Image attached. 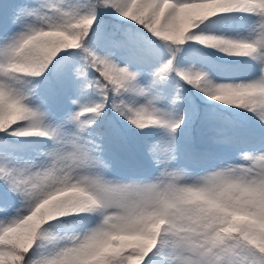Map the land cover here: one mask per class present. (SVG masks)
<instances>
[{
  "label": "snow or ice",
  "instance_id": "obj_1",
  "mask_svg": "<svg viewBox=\"0 0 264 264\" xmlns=\"http://www.w3.org/2000/svg\"><path fill=\"white\" fill-rule=\"evenodd\" d=\"M126 133L151 170L116 178ZM0 264H264V0L0 13Z\"/></svg>",
  "mask_w": 264,
  "mask_h": 264
},
{
  "label": "trees",
  "instance_id": "obj_2",
  "mask_svg": "<svg viewBox=\"0 0 264 264\" xmlns=\"http://www.w3.org/2000/svg\"><path fill=\"white\" fill-rule=\"evenodd\" d=\"M13 3H14V0H0V13H6L7 10L12 6ZM209 51H211V50H209ZM193 55L195 56V53H193ZM234 59L235 58L224 57L219 53H215V55L211 56L212 67L221 76L233 75L234 73L231 72V68L233 67V60ZM197 62H199V61H197ZM180 88H183L186 91L193 94V100H191V101L193 103L197 104L199 106L200 110L204 114H207L209 112L221 113L225 109V106H223V105L216 106L218 102L211 101V100H208V99L202 97L201 94L197 93L194 89L190 88L187 85L181 84ZM89 102H90L89 99L86 97L82 98V100H81V103H89ZM239 111L240 110H236V112L230 113L229 115H231L232 117H234L238 120H244L245 119L244 116L238 115ZM125 123H127V122H125ZM126 135H129V133H126ZM188 146H187V149H188ZM182 147H183V145H182ZM112 150H111V152H113ZM209 152L216 154L213 152V149H211V148L209 149ZM184 156L188 158L189 157V151L185 152ZM126 158L129 159L128 156ZM150 170H151L150 167H146L143 165H141V166L138 165V167L135 168V171L139 174H147Z\"/></svg>",
  "mask_w": 264,
  "mask_h": 264
},
{
  "label": "rangeland",
  "instance_id": "obj_3",
  "mask_svg": "<svg viewBox=\"0 0 264 264\" xmlns=\"http://www.w3.org/2000/svg\"><path fill=\"white\" fill-rule=\"evenodd\" d=\"M205 148V147H204ZM206 149V148H205ZM126 152L129 154V155H132L134 156L137 160H140L141 157L139 156V154L136 152L135 150V147H133V145L131 143H128V150H126ZM212 161L211 160H208V161H204V163H211ZM183 165H191L192 167L195 166L196 162L191 159L189 161H183L182 163ZM130 165L127 164V165H122V169L126 170ZM122 176H126L125 173H121ZM131 176V175H130Z\"/></svg>",
  "mask_w": 264,
  "mask_h": 264
}]
</instances>
